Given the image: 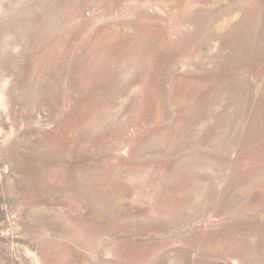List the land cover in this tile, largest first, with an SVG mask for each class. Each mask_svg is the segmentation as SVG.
Wrapping results in <instances>:
<instances>
[{"label":"rangeland","instance_id":"rangeland-1","mask_svg":"<svg viewBox=\"0 0 264 264\" xmlns=\"http://www.w3.org/2000/svg\"><path fill=\"white\" fill-rule=\"evenodd\" d=\"M0 264H264V0H0Z\"/></svg>","mask_w":264,"mask_h":264}]
</instances>
